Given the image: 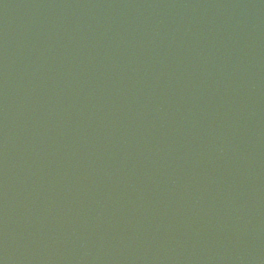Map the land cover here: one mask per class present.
Segmentation results:
<instances>
[{
  "label": "water",
  "instance_id": "obj_1",
  "mask_svg": "<svg viewBox=\"0 0 264 264\" xmlns=\"http://www.w3.org/2000/svg\"><path fill=\"white\" fill-rule=\"evenodd\" d=\"M0 264H264V0H0Z\"/></svg>",
  "mask_w": 264,
  "mask_h": 264
}]
</instances>
